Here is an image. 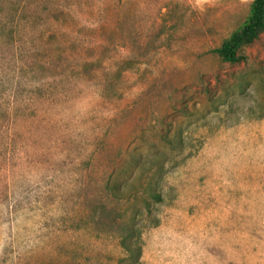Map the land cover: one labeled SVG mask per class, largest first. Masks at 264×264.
Segmentation results:
<instances>
[{"label":"rangeland","instance_id":"obj_1","mask_svg":"<svg viewBox=\"0 0 264 264\" xmlns=\"http://www.w3.org/2000/svg\"><path fill=\"white\" fill-rule=\"evenodd\" d=\"M252 2L0 0V264H264Z\"/></svg>","mask_w":264,"mask_h":264},{"label":"trees","instance_id":"obj_2","mask_svg":"<svg viewBox=\"0 0 264 264\" xmlns=\"http://www.w3.org/2000/svg\"><path fill=\"white\" fill-rule=\"evenodd\" d=\"M262 32H264V0H253L245 23L227 39L223 40L213 52L222 61L228 63L241 62L244 58L241 54H238V49L241 46L251 44ZM145 188L154 200L161 201L159 192L154 191L149 182L146 183ZM109 189L115 196L123 193V190L116 184H112ZM123 231L124 234L119 235V244L126 255L119 260L118 264H135L138 259L139 245L137 241L128 240L130 233L133 231L131 226H126Z\"/></svg>","mask_w":264,"mask_h":264}]
</instances>
